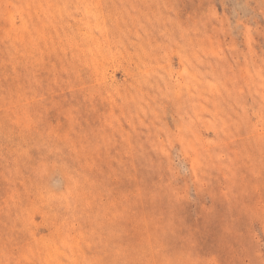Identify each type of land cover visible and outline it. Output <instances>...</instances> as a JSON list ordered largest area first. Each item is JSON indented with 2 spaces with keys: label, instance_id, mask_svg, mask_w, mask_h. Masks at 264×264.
Here are the masks:
<instances>
[{
  "label": "rangeland",
  "instance_id": "1",
  "mask_svg": "<svg viewBox=\"0 0 264 264\" xmlns=\"http://www.w3.org/2000/svg\"><path fill=\"white\" fill-rule=\"evenodd\" d=\"M0 264H264V0H0Z\"/></svg>",
  "mask_w": 264,
  "mask_h": 264
}]
</instances>
